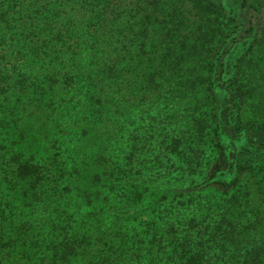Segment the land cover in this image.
Masks as SVG:
<instances>
[{
	"label": "trees",
	"instance_id": "obj_1",
	"mask_svg": "<svg viewBox=\"0 0 264 264\" xmlns=\"http://www.w3.org/2000/svg\"><path fill=\"white\" fill-rule=\"evenodd\" d=\"M258 4L260 0H0V127L12 112L17 133L9 147L0 141V182L13 200H44L60 242L54 245V258L61 254L58 264H264V150L244 137L238 142L233 178L221 171L231 164V139L222 137L229 126L238 134L247 126L264 131V65L257 58L263 53L264 31L238 57L235 72L222 58L243 25L239 6L259 10ZM15 40L24 59L8 56ZM88 53L92 62L86 64ZM69 91L73 94L67 98ZM10 97L17 98L20 110L8 113ZM169 97L189 107L182 118L190 137L170 145L178 175L202 179L193 189L162 191L155 203L171 197L181 209L204 201L216 210L218 203L223 217L213 226L212 207L203 205L208 212L203 216L204 210L194 208L197 216L184 229L167 230L166 243L156 233L145 240L124 226L122 219L131 213L125 209L148 192L131 171H112L103 160L89 172L85 188L78 187L80 178L74 180L76 187H63L65 169L57 162L46 165L39 152L49 138L56 144L64 104L78 107L77 114H101L103 123L90 133L96 137L116 117L126 122L155 105L165 109ZM227 99L237 113L225 122ZM160 116L153 119L165 131L167 115ZM151 126L142 137H153L148 135L154 132ZM207 135L217 155L202 174ZM140 144L145 148L148 142ZM140 156L134 149L126 157L128 165ZM119 173L122 177L116 180ZM75 190L91 207L82 217L80 211L70 212V204L77 202ZM100 198L117 212L109 226L108 217L96 210ZM13 211L11 201H0V264H54L52 257L45 256L42 263L35 259L34 241L22 235L27 232L13 233Z\"/></svg>",
	"mask_w": 264,
	"mask_h": 264
},
{
	"label": "rangeland",
	"instance_id": "obj_2",
	"mask_svg": "<svg viewBox=\"0 0 264 264\" xmlns=\"http://www.w3.org/2000/svg\"><path fill=\"white\" fill-rule=\"evenodd\" d=\"M249 5L251 6V4ZM258 9L259 10L249 6L241 8V6H239L240 11L238 17L242 20L243 25L239 28V32L235 34V37L231 39L228 53L222 57L228 62V69L232 73L236 71L234 65L237 63L238 57L249 48L251 43H254L252 42L253 39L255 40L259 38L264 31V0H260ZM3 33L4 26L0 22V40L4 37ZM16 44L18 45L17 40L12 43V46L9 44V58L17 60L24 59V57L19 54V49L14 47L17 46ZM262 51L263 53H261L260 56H257V58L259 62L261 61L262 65H264V43ZM84 62L86 64L92 62L90 53L86 55ZM28 63L32 64L33 62L29 61ZM82 85L83 83L80 84V86ZM80 86H78V88ZM69 92L70 94L67 98L71 97V94H73V92ZM18 104L19 102L16 97H10L9 101L6 103V106L8 105V113H10V111L14 112V110H20ZM185 104L186 103L184 102L181 104L177 103V101H172V98L169 97L165 109L161 106L158 107L159 105H155L151 107L150 111L147 109V112L140 111L139 114H134L132 121L130 120L126 122L118 117L114 118L115 116L113 114H109V117L114 118L113 123L110 124L108 129H106V132L103 130L101 133H98V136L96 137H92L90 133L99 128L101 123H103L101 114H97L98 112H95L94 110L89 114H77L78 107L73 110L72 105L64 104L59 108L58 112V123L60 127L56 129L55 137L53 139V141H56V144L53 145L52 140L50 138L47 139V145L39 152L43 158L40 161L44 162L46 165H51L53 162H57V166L65 169L67 179L65 177V180L62 181L63 187L68 184L76 187L77 185L74 180L80 178L82 182H80L81 184H79L78 187L85 188L84 186H86V183H88V180L90 179L88 177V174H90L89 172L97 168V162L103 160L105 161V164L107 163L111 168H115L112 171L122 169L131 171V176L137 178L140 187H142V189H147L148 192L143 201L136 206L132 208L127 206L128 208L125 210H131V213L126 214L124 216L125 219H122V221L124 222L125 228L128 229V231L131 230L130 233L132 235L140 234L145 240H151L156 233L159 236L164 237L166 242L167 230L170 231L173 228L178 230L184 229L185 223L194 218V215L197 214L194 208L200 209L201 211V209L204 210L201 208L203 205L206 208L212 207L210 208V212H212V224L215 226L223 217L222 206L218 203L215 205L217 206V210L211 206V204L205 205L204 201L202 202L203 204L197 206L193 204L187 206L186 209H181V206L177 207L178 199L171 202V197L167 202L158 205L155 203L162 195V191L184 190L187 188L193 189L200 184V180L202 179V177H191L187 179L178 175V161L175 154L170 150L172 149L170 145H173V141L178 139L186 141V139L190 137V134L188 135L187 133L188 127L184 122L185 118H182V116L184 117V115H187V111H189V107L187 105L185 106ZM225 105L226 107L224 108L225 111L222 119L226 122L228 117H232L237 113V107L234 106L233 102H229L228 99L225 101ZM97 107V105L93 106L95 109H97ZM10 114H8L9 117L5 119L7 125L5 127H0V141L1 143H5L7 147L11 145L13 139L17 138V133L14 129L15 125L13 124ZM160 115H167V128H164L165 131L161 130L164 124L160 125L158 124L160 123L158 119V123L154 122L153 119L155 117H161ZM29 121V125L35 127V123L32 120ZM150 124L152 125L151 127H154V132L149 133L148 135L152 134L153 137H142L146 134V129L150 128ZM26 126L29 127L28 124ZM83 129L87 131L88 135L84 134ZM210 137L211 136L208 135L205 137L206 144L203 148L205 165L202 167V174L207 173L208 168L210 169V165L208 167L206 164L208 162L212 163L214 156L217 155L210 142ZM222 137H229V139H231L230 142L232 148L229 152L231 160L230 167L221 168L222 172L229 171L232 176L231 178H233V172L236 165L239 140L241 141V139L247 137L252 141L251 143L264 150V131H260L256 128H249L247 126L242 130L241 134H238L233 127L229 126ZM24 138L27 141H33L36 139V137ZM143 140L148 142V145L145 146V148H143V144L139 145V142L141 143ZM134 149H136L141 156L138 157V161L134 162L133 165H128L126 157L133 152ZM30 151L31 152H27L28 155L35 154L36 149ZM77 163H79L78 171L75 170V165ZM114 177L116 180H120L122 176L121 173H119ZM220 179L225 180V177H220ZM0 183V201H11L14 210L12 220L15 222L16 228L13 233L20 235L23 231L27 232L22 235H27L28 239L34 241L35 244H33L34 247L32 252L35 259H38L39 263H42V259L46 256L48 258L52 257L50 263L58 264V262H60L58 256L61 254H58L57 257L54 258V245L56 244L57 246L60 242H57V231L52 225L54 216L51 210L46 204H44V200L41 202H31L24 199L22 196H19L18 201L13 200V197L5 196L9 191L2 182ZM97 186L99 187L101 185L98 184ZM155 190L156 192L153 194L152 191ZM103 191H105V188L102 187L100 191L101 197H104L106 194V192L104 193ZM72 195L77 198V202L73 201L70 204L71 213L76 210L80 211L82 217L84 213L91 211V207H87V202H82L83 198L76 192V190L72 192ZM156 196L158 197L155 199ZM102 199L100 198L98 204H95L97 206L96 210L102 212V216L108 217L107 225L109 226L111 224V219L117 214V212L113 209L108 210L112 204L106 206L105 204H102ZM65 203H67V201H63V204ZM173 204L176 208H171ZM201 212L200 215L202 216L203 214H208L205 210ZM77 215L80 218L78 213ZM127 218L129 221H126ZM200 219H203V217ZM13 237L15 238V236ZM17 237L19 236H16V238ZM20 264H22V262H20Z\"/></svg>",
	"mask_w": 264,
	"mask_h": 264
}]
</instances>
